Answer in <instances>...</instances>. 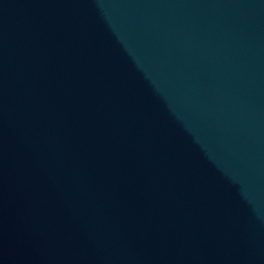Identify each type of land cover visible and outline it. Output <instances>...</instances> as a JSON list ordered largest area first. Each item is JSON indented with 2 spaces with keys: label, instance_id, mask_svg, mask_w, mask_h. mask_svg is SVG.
Listing matches in <instances>:
<instances>
[{
  "label": "water",
  "instance_id": "obj_1",
  "mask_svg": "<svg viewBox=\"0 0 264 264\" xmlns=\"http://www.w3.org/2000/svg\"><path fill=\"white\" fill-rule=\"evenodd\" d=\"M0 264H264V0H0Z\"/></svg>",
  "mask_w": 264,
  "mask_h": 264
}]
</instances>
